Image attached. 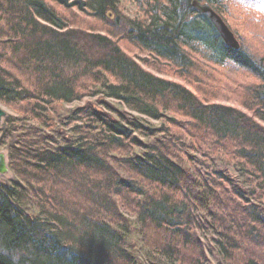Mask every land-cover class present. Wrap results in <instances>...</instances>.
I'll return each instance as SVG.
<instances>
[{
    "label": "trees",
    "instance_id": "trees-1",
    "mask_svg": "<svg viewBox=\"0 0 264 264\" xmlns=\"http://www.w3.org/2000/svg\"><path fill=\"white\" fill-rule=\"evenodd\" d=\"M125 1L0 0V264H142L134 234L149 264H264V0H198L238 50L192 0ZM217 69L244 111L206 100Z\"/></svg>",
    "mask_w": 264,
    "mask_h": 264
},
{
    "label": "rangeland",
    "instance_id": "rangeland-1",
    "mask_svg": "<svg viewBox=\"0 0 264 264\" xmlns=\"http://www.w3.org/2000/svg\"><path fill=\"white\" fill-rule=\"evenodd\" d=\"M135 11L136 10H135L134 4L130 3L129 0H126L124 5H123V13H125L129 17H132L135 15ZM219 14L222 16V18L228 24L230 29L236 35L233 27L231 26V22L235 23V21L230 17H225L224 14H222V13H219ZM237 29H238V25H237ZM257 34H258V30H256V32L255 31L247 32V34H245V36H243V39H241V40L246 44V47L249 46L251 48V50H253V53H255V56H260L259 55L260 52H258V50H259L258 45H259V43H262L263 36L257 35ZM236 37H237V35H236ZM239 43H241L240 40H239ZM141 54L144 55L143 53H141ZM151 60L156 61V59H153V58ZM137 61H139V60L137 59ZM160 67H161V65H160ZM146 69L153 72L154 74H156L158 76L169 77V76H166V74L152 70L149 67H146ZM238 72H233V71L228 72L225 70H218L217 69L216 71L210 72L207 75L208 76L207 78H205V79L203 78L204 83H203L202 87L206 90V92H205V95L207 97L206 100H209L211 102L212 101L213 102H219V103H223V104H227V105H233V106L239 107L240 109H242L244 111V108L242 106H240L239 103L236 101L237 98H236V94L234 93V90H235L234 85H236L237 82H249L251 80V78L249 76H247L246 74H244V72H241V71H238ZM175 78H176V80L179 79L177 77H175ZM179 81H180V79H179ZM233 87H234V89H233ZM86 94L87 95H84L81 99H79L77 101L64 104V107L65 108H76L77 106H84V105H87L89 103L98 105V103L96 102V99L99 97V95H95V93L92 92L91 90L89 92H87ZM0 108L2 110H4L5 114L6 113H12L11 110L5 104H3L1 102H0ZM122 110L124 112H126L127 114H136L133 111H130L126 107H122ZM2 151H4L6 153L5 149H3ZM198 159L200 161L204 162L203 165H205V166H207V164L210 165L212 163L211 160H205L200 155L198 156ZM209 165L206 168L208 170L210 169ZM8 170H9V168H8ZM12 178H13V175L10 171H8V173L3 174V175L0 174V180L4 183L9 182ZM201 235H202V237L199 239L204 244V248L212 246L210 244V237L211 236L207 235L205 237V235H203V234H201ZM130 242L132 243L131 244L132 252L136 253V254H138V253L140 254V257L138 258V260H140V262L142 264H149V260L147 258H150V259L156 258L155 255H153V252H151V251L147 252L145 250V247H144L141 239L139 237H137L136 234H134V237L130 240ZM147 255L149 257H147ZM144 256H146L145 259H143Z\"/></svg>",
    "mask_w": 264,
    "mask_h": 264
},
{
    "label": "water",
    "instance_id": "water-1",
    "mask_svg": "<svg viewBox=\"0 0 264 264\" xmlns=\"http://www.w3.org/2000/svg\"><path fill=\"white\" fill-rule=\"evenodd\" d=\"M191 5L195 10L209 18L227 46L236 50L240 48L239 40L234 32L230 29L222 16L208 2L192 0ZM4 115V110L0 108V124ZM8 171L7 155L4 151L0 150V174H6Z\"/></svg>",
    "mask_w": 264,
    "mask_h": 264
}]
</instances>
